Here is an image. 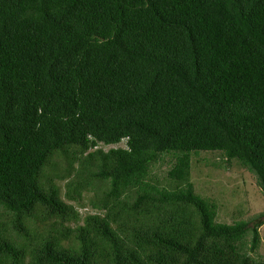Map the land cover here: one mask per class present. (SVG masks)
Returning a JSON list of instances; mask_svg holds the SVG:
<instances>
[{"label":"trees","instance_id":"16d2710c","mask_svg":"<svg viewBox=\"0 0 264 264\" xmlns=\"http://www.w3.org/2000/svg\"><path fill=\"white\" fill-rule=\"evenodd\" d=\"M197 150L264 192V0H0V264H264Z\"/></svg>","mask_w":264,"mask_h":264},{"label":"rangeland","instance_id":"374dc122","mask_svg":"<svg viewBox=\"0 0 264 264\" xmlns=\"http://www.w3.org/2000/svg\"><path fill=\"white\" fill-rule=\"evenodd\" d=\"M119 145L124 146L125 142L122 141ZM110 147L113 145L103 146L105 150ZM163 157L161 161L153 164L151 177L161 186H174L176 181L167 174L174 158L170 154H165ZM58 161L64 162L60 159ZM191 162L190 179L195 191L204 198L216 202L218 221L232 223L240 219H255L251 225L255 222L262 223L259 227L260 246L252 255L264 259V216H260L264 213V192L257 182L256 174L240 165L236 159H232L231 162L222 161L221 156L212 150L191 151ZM59 183L63 193L65 181ZM63 196L65 197L64 193ZM94 196V190L88 191L84 194L83 204L77 203L82 216L87 212L97 211L91 203ZM2 209L0 207V213L3 212ZM250 239L251 233L246 236V243H249Z\"/></svg>","mask_w":264,"mask_h":264}]
</instances>
